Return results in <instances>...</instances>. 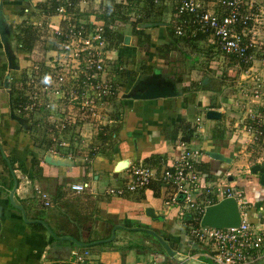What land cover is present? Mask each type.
<instances>
[{
    "label": "crops",
    "instance_id": "obj_1",
    "mask_svg": "<svg viewBox=\"0 0 264 264\" xmlns=\"http://www.w3.org/2000/svg\"><path fill=\"white\" fill-rule=\"evenodd\" d=\"M42 1L45 0H0L10 46L19 65L9 68L0 33V264H67L73 250L85 248L90 250L94 264H148L151 261L176 264L161 253L152 235L128 228L142 224L166 236L176 251L193 264H213L208 257L210 245L189 235L193 210L182 209L172 201L176 193L173 184L155 179L143 188L132 191L126 188L132 180L129 167L145 165L160 172L175 161L180 142L202 151L198 163L202 185L222 180L242 188L250 222L264 230V184L261 173L251 170L254 164L264 165L261 158L264 143H253L247 131L250 124L264 127V95L260 100L254 99L251 114L238 105L239 99L250 94L256 73L222 51L227 59L222 61L216 57L213 52L216 45L210 38L193 44L184 40L173 44L165 23L172 21L177 0H161L165 5L164 23L147 29L152 36L149 49L138 44L129 22L119 28V47H107L113 66L108 71L109 79L116 82L117 70L136 72L120 88L119 97L111 103L108 114L93 117L81 112L77 104L59 100H54L50 109L41 107L40 103L29 109L25 107L30 95L27 77L38 74L34 64L41 62L30 59L19 48L14 30L22 23L37 26L47 21L51 30L63 24L60 16L40 14L37 5ZM86 12L79 13L86 15ZM81 14L75 19L89 24L93 21L94 13L89 17L87 14L88 19ZM168 14L169 18L165 19ZM126 35L131 36L129 44L124 42ZM203 47L209 55L197 54ZM199 55L200 68H188L186 61ZM255 66L264 75V64L256 61ZM155 70L173 80L181 94L155 99L126 96L139 76ZM224 73L238 83L232 86L236 94L228 90L231 86L225 82ZM22 84L26 87L21 105L15 103L17 97L11 91L16 89L18 94ZM209 110L220 112V117H208ZM64 117L70 123L62 128L60 120ZM197 118H200L199 127ZM101 132L107 136L105 140L100 137ZM47 138L51 145L44 149L41 141ZM208 151L220 152L230 160L215 159ZM120 162L122 165L116 169ZM15 179L18 186L13 198L25 208L28 218L43 219L59 236L82 235L81 240L87 243L110 238L113 228L117 227L115 238L103 242L104 245L80 247L72 246L68 240L59 243L49 231L34 229L30 225L33 223H26L22 212L11 203ZM85 182L89 188L83 192L71 188L72 184ZM111 187H123L124 192L111 194L108 192ZM43 192L48 193L50 205L45 204ZM194 195L197 199L204 197L202 190L195 191ZM148 207L157 218L146 213ZM246 264H264V248Z\"/></svg>",
    "mask_w": 264,
    "mask_h": 264
},
{
    "label": "built area",
    "instance_id": "obj_2",
    "mask_svg": "<svg viewBox=\"0 0 264 264\" xmlns=\"http://www.w3.org/2000/svg\"><path fill=\"white\" fill-rule=\"evenodd\" d=\"M54 1L57 3L55 15L61 17L63 24L52 28L58 38L49 42L47 59L34 64L38 74L28 84L30 95L25 107L32 109L40 103L41 107L50 109L55 104L54 100H59L75 103L81 112L93 117L105 114L120 92L118 84L107 77L111 70L109 68L113 66L109 64L112 59L108 57L105 22L93 15V21H90L93 28H89L88 22L73 17L78 5L81 10H86L87 4L93 3V6L104 0ZM159 2L161 0H155V3ZM122 3L128 5L129 0ZM177 11L183 17L181 24L176 26L177 35H184L187 25L192 35H206L220 51L256 73L249 88L250 94L238 101L242 109L253 113L252 102L264 95V75L259 74L255 66L256 61L264 64V0H177ZM39 98L41 101L38 102ZM60 122L61 127L65 128L70 120L64 117ZM199 122L200 118H197L198 127ZM247 131L253 143H264V127L250 124ZM61 144L66 146L67 142ZM178 148L175 161L164 166L160 172L145 165L129 167L132 180L126 188L131 191L143 188L155 179L173 184L176 193L172 201L182 209L193 210L189 235L210 245L208 257L214 264H246L255 259L256 254L264 248V230L250 222L244 190L227 185L222 180L202 185L198 169L202 151L188 147L185 142H180ZM71 188L83 192L89 188V183H75ZM199 190L203 192L202 199L194 195ZM108 192L122 194L124 188L111 187ZM180 196L183 199L179 200ZM42 197L45 204L50 205L48 193L43 192ZM226 197L236 199L241 223L223 228L203 226L201 218L207 206L216 198ZM90 255L87 248L73 250L67 264H86L87 261L94 264ZM148 264L160 263L151 261Z\"/></svg>",
    "mask_w": 264,
    "mask_h": 264
},
{
    "label": "trees",
    "instance_id": "obj_3",
    "mask_svg": "<svg viewBox=\"0 0 264 264\" xmlns=\"http://www.w3.org/2000/svg\"><path fill=\"white\" fill-rule=\"evenodd\" d=\"M123 0H104L103 4L100 5L98 10H95V14L99 17L100 20L105 22V34L107 36L108 48L114 49L118 48L121 42L119 41V28L125 26L128 22L132 24V34L137 36L139 39L138 44L149 49L151 47L150 42L152 39L151 33L147 32L148 28H156L159 25L164 23L163 19V9L165 5H162L161 2L155 3V0H129V4H123ZM57 3L54 0H45L39 2L37 5L40 14H46L47 16L55 15ZM183 17L178 14L177 8L173 11L172 21L166 22L165 24L169 26V36L172 39V43L176 44L180 40H184L190 44H193L200 40H205L206 35L197 34L192 35L189 31V26H185L186 33L184 35H177L175 33L176 26L181 24ZM90 25V24H89ZM15 37L18 41L19 48L28 54L30 59L36 60V62L43 63L47 47L51 40H57L48 25L47 21L41 23V25H33L31 23H22L15 27ZM57 37V38H56ZM144 70H148L146 66L142 67ZM136 75L135 71L132 70H117L115 77L116 82L119 87L126 86L128 83V76ZM36 74L31 73L29 78L27 77L26 84L29 80L34 78ZM26 84H22V89L17 94L16 89H12V95H16L17 98L16 104L19 103L22 105L24 102V87ZM20 86V87H21ZM22 95V96H21ZM100 137H104L105 133L101 132ZM111 136V135H110ZM107 138L104 137V140ZM41 146L44 149H47L51 142L47 138L44 141H41ZM44 144V145H43ZM34 229L38 231H48V229L41 223L30 224ZM56 232V231H55ZM77 239L83 238L82 235H77ZM84 241H87L84 239ZM72 246H76L74 243L68 241ZM105 243L101 244L104 245ZM161 248V247H160ZM161 253H165L162 249ZM168 257V256H167Z\"/></svg>",
    "mask_w": 264,
    "mask_h": 264
},
{
    "label": "water",
    "instance_id": "obj_4",
    "mask_svg": "<svg viewBox=\"0 0 264 264\" xmlns=\"http://www.w3.org/2000/svg\"><path fill=\"white\" fill-rule=\"evenodd\" d=\"M4 10L3 6L1 4L0 6V33L2 36V40L5 44V50L6 55L9 60V68H18V63L16 62V56L14 55V52L11 49L10 46V35L8 32V28L4 25ZM131 36L126 35L124 42L125 44L130 43ZM10 75L7 77L9 78ZM206 80V79H205ZM181 94V92L176 88V83L171 80L169 77H164L162 72L159 70H155L150 74H145L139 76L136 81L134 82V85L132 86L131 90L126 94L127 97H132L135 99H155V98H165V97H172ZM220 112L209 110L207 111V116L210 118L220 117ZM24 120V119H23ZM22 120V121H23ZM208 154L218 160H225L229 161L230 159L227 158L224 154L220 152L215 151H208ZM48 162H51L50 158L47 157L46 159ZM122 165V162H120L116 169H119V167ZM251 170L254 173L260 172L261 173V182L264 184V165L261 164H254L251 167ZM18 186V181L15 179V184L13 186V189L10 193V199L11 203L18 208L22 212L23 220L26 223H41L43 224L49 231L50 235L57 239L59 243H61L63 240H68L71 243H74L77 246L80 247H90L95 246L96 244L103 243L105 241H111L115 238V231L117 227L113 228L112 235L108 239H102L94 242H84L83 240H78L77 238L68 235V236H59L57 235L54 230L50 227V225L40 218L30 219L27 216V212L25 208L17 203H15L13 194ZM146 213L154 218V210L151 207H148L146 209ZM241 223V213L239 210L238 203L234 197H226L221 199L215 204L209 205L206 208V211L204 212L201 224L203 226H212V227H234L238 226ZM129 229H133L135 231H143L146 233H149L152 235L156 241L160 245V250H164V255L169 257L173 262L176 264H193L190 259H185L181 256L180 253L176 251L174 248V243L167 239L166 236L161 235L158 231L155 229L142 224L136 227H128ZM163 254V253H162ZM80 264H84L81 262Z\"/></svg>",
    "mask_w": 264,
    "mask_h": 264
},
{
    "label": "rangeland",
    "instance_id": "obj_5",
    "mask_svg": "<svg viewBox=\"0 0 264 264\" xmlns=\"http://www.w3.org/2000/svg\"><path fill=\"white\" fill-rule=\"evenodd\" d=\"M96 3V2H95ZM93 3H89V4H87V7H86V10L84 9V8H82V10H81V6H77V8L75 9V12H74V15H73V17H76V16H78V15H80L81 13H83L84 11L86 12V11H88V17H89V14L90 13H96L95 12V10H98L99 9V6H97L96 4L94 5V6H91ZM79 8V9H78ZM91 8V9H90ZM90 9V10H89ZM79 10V11H78ZM79 12H81V13H79ZM76 13V14H75ZM87 14L86 15H84V14H81V16H82V18H85V19H88V18H86V16H87ZM93 14V15H94ZM169 16H170V14H168V15H166L165 16V19L167 18H169ZM49 52V51H48ZM203 53V54H208L209 53V51H208V49L207 48H201V50L200 49H198V51H197V54L198 53ZM211 52V51H210ZM213 52L214 53H216V57H220L221 59L220 60H222V61H224L225 59H227V57L225 56V55H223V53L216 47V48H214V50H213ZM210 54V53H209ZM208 54V55H209ZM214 56V55H213ZM201 58V56L199 55L198 57L196 56L195 57V59H192V60H188V61H186L187 62V65L186 66H188V68H193V67H195V68H200L199 67V65H197L198 64V60ZM45 59H47V58H45ZM110 65H112V63H109ZM116 67V66H115ZM110 69H113V67H110L109 68V70ZM218 69V68H217ZM220 69H223V67H221ZM224 75V79H225V82L228 84V85H230L231 86V88H229L228 90H233V91H231V92H233V94H236L237 93V90L235 89H233V87L232 86H234L235 84H237L238 85V83L236 82V83H234L233 82V79L231 78V77H229V76H227L226 75V73H224L223 74ZM226 75V76H225ZM231 78V79H230ZM135 79H133V81H134ZM240 90V89H239ZM231 92H229V93H231ZM232 94V95H233ZM230 95V94H229ZM207 117L205 116V119H206ZM181 199H183V197L182 196H180L179 197V200H181ZM216 199H219V198H216ZM141 234H142V232H140ZM144 235V234H143ZM214 264V263H213Z\"/></svg>",
    "mask_w": 264,
    "mask_h": 264
}]
</instances>
